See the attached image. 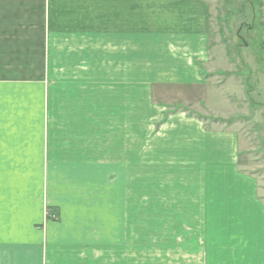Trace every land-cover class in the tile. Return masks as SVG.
<instances>
[{"label": "crops", "instance_id": "crops-1", "mask_svg": "<svg viewBox=\"0 0 264 264\" xmlns=\"http://www.w3.org/2000/svg\"><path fill=\"white\" fill-rule=\"evenodd\" d=\"M216 62L209 0H0V264H99L100 246L111 264L134 258L131 235L99 238L98 155L57 143L83 141L69 129L99 141L90 115L101 114L127 115L113 146L128 127L143 161L187 196L158 219L182 227L175 264H264V202L239 169V133L168 109L184 89L209 91ZM164 88L173 105L158 101ZM57 114L74 125L58 132Z\"/></svg>", "mask_w": 264, "mask_h": 264}, {"label": "rangeland", "instance_id": "rangeland-1", "mask_svg": "<svg viewBox=\"0 0 264 264\" xmlns=\"http://www.w3.org/2000/svg\"><path fill=\"white\" fill-rule=\"evenodd\" d=\"M209 51L217 60L216 81L210 82L212 88L209 91L205 87L202 90L184 89L186 97L178 98L182 103L168 109L197 116L207 128L236 130L241 139L239 148L243 152L239 169L257 179L259 195L264 202V0H209ZM105 84L99 83V86ZM197 98L199 104L195 101ZM104 99L99 95V105ZM108 99L110 104L115 101L111 96ZM175 99V89L168 91L164 88L158 101L173 105ZM193 104L195 107L192 108ZM212 110H224L225 115L222 119L213 118L215 113ZM57 116L58 132L64 133V127L74 125L72 117ZM90 118L99 123L96 134H99L100 146L99 141H93L92 132L85 130H68L70 137H83V141L65 139L57 143L64 144L65 152H75L79 148L78 153L83 152L80 151L83 143L84 152L87 148V153L98 155L99 238L113 232L131 235L128 244L134 258L128 264H175L174 256L171 257L175 247L173 241L176 229L182 227L160 225L158 219H175L176 202H185L187 196L177 194L175 187L170 186V180L166 178L165 170L159 168V163L143 161L138 142L133 146L132 141H127L132 134L128 127L119 129L126 138L114 141L116 145L113 146L112 124L117 130L119 125L131 122L127 115L101 114L90 115ZM106 186L109 192H101ZM179 213L183 215V210ZM113 218L121 219L125 225H114ZM147 219L151 222L144 225L148 224ZM100 249L99 264H111V250L104 248L103 251L101 246ZM102 252L109 253L102 256Z\"/></svg>", "mask_w": 264, "mask_h": 264}]
</instances>
